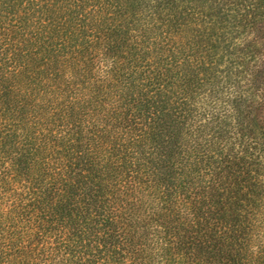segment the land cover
I'll return each instance as SVG.
<instances>
[{"label": "trees", "instance_id": "trees-1", "mask_svg": "<svg viewBox=\"0 0 264 264\" xmlns=\"http://www.w3.org/2000/svg\"><path fill=\"white\" fill-rule=\"evenodd\" d=\"M262 153L264 0H0V264H264Z\"/></svg>", "mask_w": 264, "mask_h": 264}, {"label": "rangeland", "instance_id": "rangeland-1", "mask_svg": "<svg viewBox=\"0 0 264 264\" xmlns=\"http://www.w3.org/2000/svg\"><path fill=\"white\" fill-rule=\"evenodd\" d=\"M245 39H250V35H247ZM260 156L264 157V153ZM249 219L252 221V226L257 227L264 224V203H261L260 210L251 212ZM116 222V236L122 255L125 254L132 260L136 259V263L141 264V259L159 252L162 246V234L156 225L150 221L149 212L145 205L136 203L128 210L124 209L122 213L117 214ZM258 233L253 235L257 246L262 242Z\"/></svg>", "mask_w": 264, "mask_h": 264}]
</instances>
